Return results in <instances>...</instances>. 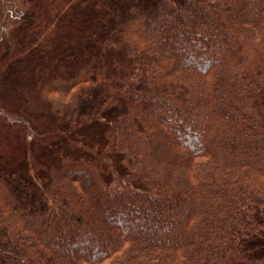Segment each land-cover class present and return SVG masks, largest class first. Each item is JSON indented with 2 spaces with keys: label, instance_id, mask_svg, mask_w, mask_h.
<instances>
[{
  "label": "trees",
  "instance_id": "1",
  "mask_svg": "<svg viewBox=\"0 0 264 264\" xmlns=\"http://www.w3.org/2000/svg\"><path fill=\"white\" fill-rule=\"evenodd\" d=\"M9 1L0 264H264V0Z\"/></svg>",
  "mask_w": 264,
  "mask_h": 264
},
{
  "label": "rangeland",
  "instance_id": "2",
  "mask_svg": "<svg viewBox=\"0 0 264 264\" xmlns=\"http://www.w3.org/2000/svg\"><path fill=\"white\" fill-rule=\"evenodd\" d=\"M69 0H57V3L59 5L67 2ZM76 1L72 0L71 2ZM9 3H12V5H9ZM22 2L21 0H12V2H8L7 10L9 11L8 16L11 19H18L20 17L19 12L24 11L26 7L23 5L21 6ZM14 51L15 46L13 45L10 48V53L8 55V58L5 60L0 61V72L4 68L5 64L14 57ZM1 56V52H0ZM9 100H3L0 97V151L3 153L8 154H14L17 155L22 148L21 145V139H22V129L21 126L17 123H13V121L9 118L8 120H5L3 116H7L6 111H11L12 107L9 105ZM5 126H7L5 128ZM40 143V140H39Z\"/></svg>",
  "mask_w": 264,
  "mask_h": 264
}]
</instances>
